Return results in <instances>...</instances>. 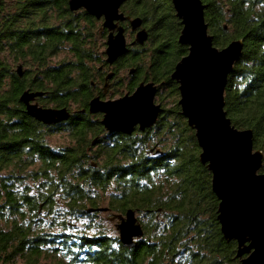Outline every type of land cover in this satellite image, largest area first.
<instances>
[{
  "label": "trees",
  "instance_id": "1",
  "mask_svg": "<svg viewBox=\"0 0 264 264\" xmlns=\"http://www.w3.org/2000/svg\"><path fill=\"white\" fill-rule=\"evenodd\" d=\"M68 1L0 0V264H240L238 243L223 237L217 219L212 173L178 104L172 73L188 46L178 41L182 24L171 0L124 3L150 38L111 66L103 20L71 11ZM203 2L216 47L244 40L225 110L236 128L253 131L254 149L264 153V0ZM110 74L112 98L141 82L158 86L163 111L152 127L110 133L102 115L90 113V100L108 95ZM28 89L44 93L40 105L68 108L71 117L50 126L33 119L20 101ZM62 131L69 143L52 147L46 137ZM129 209L144 229L133 248L96 218Z\"/></svg>",
  "mask_w": 264,
  "mask_h": 264
},
{
  "label": "water",
  "instance_id": "2",
  "mask_svg": "<svg viewBox=\"0 0 264 264\" xmlns=\"http://www.w3.org/2000/svg\"><path fill=\"white\" fill-rule=\"evenodd\" d=\"M127 0H69L71 11L85 10L102 19L108 30L105 56L111 66L124 56L130 45L143 46L149 38L140 17L131 18L121 11ZM182 30L178 41L188 46V54L175 66L172 79L178 83L181 114L195 131L201 149L200 160L212 173V191L219 200L218 216L221 232L227 241L238 243L240 264H264V164L262 150L254 149L253 131L236 128L225 110L228 77L244 52V40H232L220 49L213 43L205 18L203 0H171ZM129 21L135 39L129 43L123 22ZM225 29L227 26L225 25ZM24 75L23 65L17 67ZM133 72V71H132ZM110 74L106 79H112ZM158 86L141 82L132 93L115 99L100 96L89 102L92 114H101L106 131L132 134L152 127L162 113L155 98ZM43 92L25 90L20 101L27 115L46 126L56 125L71 117L68 108L44 107L38 102ZM96 141H94V144ZM157 149L154 157L161 156ZM106 211V208L99 209ZM90 211V210H89ZM120 242L127 248L136 246L144 229L136 212L113 215Z\"/></svg>",
  "mask_w": 264,
  "mask_h": 264
},
{
  "label": "rangeland",
  "instance_id": "3",
  "mask_svg": "<svg viewBox=\"0 0 264 264\" xmlns=\"http://www.w3.org/2000/svg\"><path fill=\"white\" fill-rule=\"evenodd\" d=\"M127 40L128 42H132V40L135 38V36H127ZM63 59V56H57L54 60H60ZM119 77H123L125 81H128L130 79V73L128 72V70H123L121 72V74L119 75ZM102 86V85H101ZM114 88L113 86L110 85L109 90H108V95H107V99H115L118 98L120 96H116L115 98H112L113 95L110 94V91H112ZM167 89H165L163 91V93L166 95V93H168V91H166ZM125 90L123 91V95L125 94ZM122 96V95H121ZM156 101V100H155ZM46 141L52 146V147H62L65 146L69 143L70 139L69 136L67 134V132H52L50 135H48L46 137ZM109 214H101L99 215L97 218V220L99 221H103L104 225L106 226L107 230L109 233H111L112 235H119L118 231L116 230L115 227V223L114 222H110L109 220ZM89 221L88 219H85L83 221H81L80 223H85ZM91 233H94V231H92ZM20 264V263H18Z\"/></svg>",
  "mask_w": 264,
  "mask_h": 264
},
{
  "label": "flooded vegetation",
  "instance_id": "4",
  "mask_svg": "<svg viewBox=\"0 0 264 264\" xmlns=\"http://www.w3.org/2000/svg\"><path fill=\"white\" fill-rule=\"evenodd\" d=\"M121 11H122V9H121ZM126 22V21H125ZM128 22V21H127ZM124 23V22H123ZM122 24V23H121ZM129 24V23H128ZM129 26H130V24H129ZM125 27V26H124ZM143 28H145L147 31H148V33H149V38H150V32H149V30H148V28H147V26H142ZM126 36H135V33H133L132 31H131V29H126ZM128 38V37H127ZM149 38H148V40H149ZM135 39V38H134ZM133 39V40H134ZM132 40V41H133ZM129 43H131V42H129ZM131 46H133V45H131ZM134 46H138V45H134ZM106 80V84H105V87H104V94L105 95H107L108 93V90H109V87H110V83H109V80L110 79H105ZM95 96H100L101 97V99H103V100H107V96L105 97V98H103L101 95H95Z\"/></svg>",
  "mask_w": 264,
  "mask_h": 264
}]
</instances>
